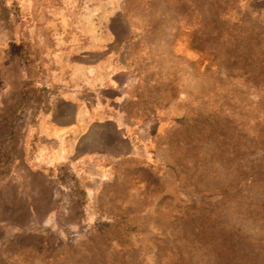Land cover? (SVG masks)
Returning a JSON list of instances; mask_svg holds the SVG:
<instances>
[{"label": "rangeland", "instance_id": "374dc122", "mask_svg": "<svg viewBox=\"0 0 264 264\" xmlns=\"http://www.w3.org/2000/svg\"><path fill=\"white\" fill-rule=\"evenodd\" d=\"M123 3L0 0V264H264V210L219 199L264 151L220 161L205 128L246 141L264 86L193 48L198 28L137 46Z\"/></svg>", "mask_w": 264, "mask_h": 264}, {"label": "trees", "instance_id": "16d2710c", "mask_svg": "<svg viewBox=\"0 0 264 264\" xmlns=\"http://www.w3.org/2000/svg\"><path fill=\"white\" fill-rule=\"evenodd\" d=\"M249 4V0H124L122 14L125 19H138L136 44L142 48L171 44L174 31L179 28L202 30L192 43L193 48L223 58L226 67L238 69L251 87H260L264 86V14L260 17V9L252 14ZM20 45L24 62L34 65L27 41L21 40ZM226 125L212 123L205 127L218 144L216 156L220 161L264 151V116L257 120L250 138L242 143H231ZM219 199L225 200L227 209L242 208L246 213L264 210V160L251 164L243 179L232 187L220 189ZM127 218L125 214L111 216L108 226L100 228L90 243L109 241L113 230L130 222ZM223 250L230 258L248 254L242 255L236 249Z\"/></svg>", "mask_w": 264, "mask_h": 264}]
</instances>
